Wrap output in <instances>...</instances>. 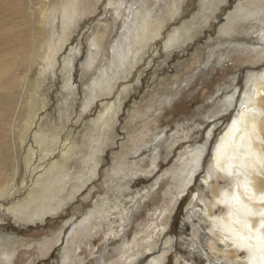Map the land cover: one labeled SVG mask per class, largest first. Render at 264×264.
<instances>
[{"label": "rangeland", "instance_id": "rangeland-1", "mask_svg": "<svg viewBox=\"0 0 264 264\" xmlns=\"http://www.w3.org/2000/svg\"><path fill=\"white\" fill-rule=\"evenodd\" d=\"M41 1L0 0V189L11 188L0 199V264H158L162 255L160 264H208L207 248L192 246V230L204 244L207 221L197 215L215 200L212 186L226 188L231 179L205 183L204 162L181 188L179 169L213 124L216 137L225 131L228 96L264 69V8L231 20L239 3L256 0H181L167 20L175 0H80L65 44L41 70L38 61L61 34L54 16L65 0H54L50 11ZM147 12L167 20L159 36L120 70L110 91H93L101 71L115 75L116 52ZM178 28L182 42L166 48ZM27 76L32 89L22 90ZM110 109L112 120L96 127ZM43 136L57 138L42 145L55 150L49 160L38 156L33 170L25 156ZM50 188L60 197L44 216L11 212L32 204L31 192L38 198ZM224 210L216 206L212 217ZM145 253L152 258L143 261Z\"/></svg>", "mask_w": 264, "mask_h": 264}, {"label": "bare ground", "instance_id": "bare-ground-1", "mask_svg": "<svg viewBox=\"0 0 264 264\" xmlns=\"http://www.w3.org/2000/svg\"><path fill=\"white\" fill-rule=\"evenodd\" d=\"M53 1L54 0H42L40 3L41 7L43 6L46 11H50ZM180 2L181 0H175L173 3H170L171 6L168 10L169 14L167 15V20L175 16L174 13L178 11ZM80 6V0H65L60 8L56 10L58 13L55 14L54 18H59L60 16L62 30L58 39L53 38L54 40L48 47L53 49L52 54L47 53L38 61L41 70L54 63L60 48L65 44L66 34L76 23ZM263 8L264 2L262 0H256L247 5L239 3L230 19L239 20L256 17L263 12ZM138 16L139 19H137V21L135 20V27H133V29L131 27L133 31L130 32L129 37L126 38V47L124 48V46H122V50L116 52L113 62L114 70L112 71L115 75L110 77L107 72L101 71L100 76L92 82L93 91L96 92L97 89L102 93L110 91L113 88L112 84L114 77L120 73L122 68L137 61L142 49L150 45V43L159 36L161 29L167 22V20L164 21L162 18H152L149 12ZM52 28L53 27L49 29L52 30ZM180 28L182 30V27ZM185 31V34L189 33L190 28H186ZM53 35H55V33ZM181 36L182 32L179 28L178 30H173L165 42V47L170 48L175 46L181 39ZM262 40L264 43V33L262 35ZM95 43H97L96 40ZM262 53L264 56V51ZM33 57L34 56L30 58L31 62L38 59H33ZM68 62H70V60H67V67L70 65ZM40 69L38 68V70ZM41 70L39 72H41ZM4 73L6 72L2 73L3 77ZM27 78V82L23 80L26 85H22L20 89H32V87L29 86L31 77L27 76ZM246 82L247 86L243 92H241L239 88H236L233 93L228 96V100L225 104V111H228V115L226 116L228 121L224 128L225 131L221 135L219 134V137H216L218 126L217 124H213L207 131L204 142L194 147L192 152L190 151L191 153L189 152L190 154L186 157L187 160L184 161V166L179 169L182 174L180 183L182 185L181 188L192 179H196L197 173L201 167H203L204 162H208L206 174L203 176L205 183H208V180L213 177L217 178L216 181H218V178L229 177L231 179L230 185L226 188H221L218 183L212 186L211 191L215 200L205 201V209L202 215H197L207 221L208 236L204 244H201L198 232L195 229L192 230V246L200 249L207 248L209 252L208 264H264V242L257 241V234L264 237V69L250 73ZM36 89L37 88L34 87L35 92H37ZM232 112H234V114ZM111 113L112 109L104 111L93 124L96 127L104 128L102 125H107L108 121L112 120L110 119L112 118ZM25 117H27L24 122L26 124L28 118H30V113L26 114ZM22 120L23 118H21L20 122ZM24 132L25 131H22L21 134ZM55 139L57 138L43 136L41 141L37 140V149L34 151L31 148L25 156L26 165L28 167H32L33 165V170H35L39 165H34V161H37L38 156L39 161L51 159L55 148L44 150L42 145L47 141L51 143V141ZM100 139L101 137L96 139V141L94 140L96 143L93 141L94 145L91 146V153L89 152L90 154L88 155L89 159L93 158L98 151V142ZM72 149L73 148H71V150ZM71 150L69 152H71ZM69 152L63 156H67ZM209 155L212 156L208 159ZM57 162L59 161L54 160L51 165L55 167ZM91 172L92 170L90 173ZM13 185H15V183ZM10 189V187L7 189L1 188L0 199H3V197L9 193ZM51 189L52 188L49 189L50 194L46 195L44 193L38 198H35L33 192H31L30 199L34 200L31 201L32 204L24 208H16V206H13L11 212L14 215L33 219L35 217L44 216L50 211L49 209L53 206L56 198L60 197ZM59 201L62 202L63 198H60ZM219 205L225 207V212L222 213V216L212 217L214 208ZM9 237L10 236H8V238ZM1 238L2 236L0 235V239ZM241 253H244L243 257L240 255ZM152 254L153 253H149L146 255L145 253L143 261H148L152 258ZM163 259L164 255L154 258L158 264H160ZM149 261L147 264H152V262Z\"/></svg>", "mask_w": 264, "mask_h": 264}, {"label": "snow or ice", "instance_id": "snow-or-ice-1", "mask_svg": "<svg viewBox=\"0 0 264 264\" xmlns=\"http://www.w3.org/2000/svg\"><path fill=\"white\" fill-rule=\"evenodd\" d=\"M257 241L264 242V237H261L259 234H257Z\"/></svg>", "mask_w": 264, "mask_h": 264}]
</instances>
